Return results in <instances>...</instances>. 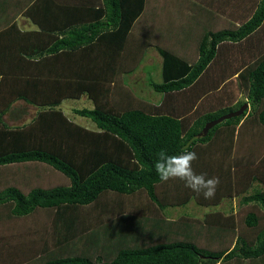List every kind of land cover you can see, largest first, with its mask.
Returning <instances> with one entry per match:
<instances>
[{"label": "trees", "instance_id": "trees-1", "mask_svg": "<svg viewBox=\"0 0 264 264\" xmlns=\"http://www.w3.org/2000/svg\"><path fill=\"white\" fill-rule=\"evenodd\" d=\"M147 1L105 0L97 13L65 30L21 31L14 23L0 32V167L41 163L69 180L27 192L16 184L0 188V224L9 220L18 227L13 237L0 235V264H264V0L178 2V16L188 3L187 10L208 15L209 23L225 19L229 25L204 27L195 60L158 47L162 81H148L162 93L157 103L138 97L124 79L150 45L128 44ZM41 8L42 1L34 0L25 14L37 19L34 11ZM64 55L76 60L77 77L51 73L55 58ZM83 95L94 107L75 112L91 118L97 130L59 108L64 99ZM17 100L38 111L28 123L12 126L4 115ZM244 104V113L203 134L207 122ZM181 148L196 152L197 173L219 179L213 198L178 179L160 181L156 153ZM134 195H145L155 211L133 208L128 198ZM242 195L250 203L242 212L179 218L174 224L191 222L181 227L182 237L169 235L179 229L172 230V221L155 218L192 199L215 207ZM195 222L216 227L215 236L229 243L218 250L201 246ZM105 229L135 242L118 239L110 244L111 256L94 254Z\"/></svg>", "mask_w": 264, "mask_h": 264}, {"label": "rangeland", "instance_id": "rangeland-1", "mask_svg": "<svg viewBox=\"0 0 264 264\" xmlns=\"http://www.w3.org/2000/svg\"><path fill=\"white\" fill-rule=\"evenodd\" d=\"M160 1L161 0H150L147 11L143 13V15L139 18L136 25L137 27L140 24L139 27L142 28V31L139 30L137 32L138 35L144 33L146 35L145 37L155 39V41L147 46L146 51L143 55L144 60L139 70L131 77L130 75L124 76L126 83L135 91V94L138 97L154 103H157L162 99V93L154 91L148 85V81L151 79L157 82L162 81L160 62L162 55L160 54L158 47L169 49L173 52L180 53L187 59L195 60L198 57V45L200 37L203 34L204 27L206 25H209L211 27L213 26V28H221L229 25L225 19H219L218 21L215 20V22L211 21L210 24V19L207 17L208 15L206 16L205 14L199 13L197 11H193L194 13H192L191 11L186 10V6L184 8L182 7V15L178 16L177 13L181 9H179L175 5V0H163L162 2ZM154 2H156L157 5L149 12V8L154 5ZM196 16L198 18H196ZM156 51L160 54L161 57ZM151 54L154 56V59L152 61L150 60ZM92 106V102L83 97L80 100H65L61 105V108L65 113H67V115L70 116V118H73L77 123H81V125L83 126L88 125L91 127H95V124L91 120V118L80 116L71 111L72 108H91ZM68 181L69 180L65 175L53 169L52 167L41 163L25 162L7 165V167L3 166L2 168L0 167V188L16 184L22 186L21 188L27 192L33 186L38 185L40 187H52L55 185L66 184L68 183ZM235 206H238V198L235 205H232V207ZM223 207L227 210V205L224 204ZM218 208L222 209L221 207ZM210 209L212 208L196 205L195 203H189L185 206L170 208L169 211L166 209L165 213L167 212L170 219H175L177 216H180L191 217L192 219L199 218L200 220H202L203 215L209 212ZM215 209L216 208L213 207L212 210ZM1 210H3L2 207L0 208V211ZM185 222L188 221L179 220L178 233L174 231L170 232L169 235L173 238L177 237L178 235L182 237L183 233L181 227L187 224ZM195 223L198 225L197 222ZM193 226L195 227L193 229L197 234H199V232H197L196 230V227H201V225L195 226L194 224ZM203 229H198V231H203ZM172 230H174V228H172ZM209 230H212V232L207 231V233H209L210 235H215L218 231L215 228H210ZM115 231L105 229L102 231V233H99L97 237L101 242L95 246V249L90 251L94 252V254L107 257L111 256L109 255V249L111 248L110 244L113 242L116 243L117 241H119L118 239H123L124 243L126 244H133L135 242L134 239L132 240L133 242H131V240H129V237L121 236V234L119 235V231L118 233H116ZM17 232L18 227L12 221L3 220V224H0V235L9 237V235L11 234V236L13 237ZM201 237L202 240H204L203 238H205L203 242L208 240V236L206 235H203ZM26 238H28V235L23 239L26 240ZM126 238L128 239V241H126ZM21 239L22 237H19L16 238L15 241L17 243H20L22 242L20 241ZM141 241H143L144 244H149V240L141 239ZM229 241L230 238L228 237H216L212 240L209 237V240L207 241L208 246L206 248H217V250L222 249L223 247H226ZM203 242H200V244L204 245ZM50 246L55 247L53 246V244H51ZM125 247H127V245H125ZM53 249L54 248H52V250ZM77 251L81 252L82 250ZM33 263L35 264L36 262L33 261Z\"/></svg>", "mask_w": 264, "mask_h": 264}, {"label": "crops", "instance_id": "crops-1", "mask_svg": "<svg viewBox=\"0 0 264 264\" xmlns=\"http://www.w3.org/2000/svg\"><path fill=\"white\" fill-rule=\"evenodd\" d=\"M41 1H42V8L34 11L35 16L37 18V19H35V18H32V17L25 14L26 7L30 6L31 3H34V0H0V32L3 33V31L5 29L7 30V28H11L14 25V23H16L17 27L21 31H31L32 32V31H39L42 28L52 29V30H65V28L76 25L74 23H77V22L83 20V18H86L88 15L93 14V13H97L96 9L98 8V6H103L105 3V0H41ZM149 1L150 0L147 1L145 12L147 11V9L149 7ZM162 1L163 0H161L160 2H162ZM175 1H176L175 5L178 7L177 3L181 2V0H175ZM156 5H157V3L154 2V5L151 8H149V12ZM188 5L189 4L186 3L185 5H183V8L186 6V10H187L189 7ZM94 8H95V10H94ZM191 12L194 13L193 11H191ZM139 25L137 27L135 26L133 29V33H132L130 41L128 43L129 49H133L135 46H139L143 43L144 44L145 43L146 44H148V43L152 44L153 41H155V39H150L148 37H145L146 35L144 33H141L138 35L137 32L139 30L142 31V28H140ZM47 38L52 40L51 43L55 41V39L53 40L52 38H49V36H47ZM6 41L13 42V40L9 37L6 39ZM49 42H50V40L48 41V43ZM145 51H146V49H144L143 53H145ZM159 56H160V54H159ZM57 57H60L59 58L60 60H62L65 57V60L60 61V60H56V58H55V62L53 63V66H51L52 70H53V68H55V69L53 71H51V73L53 74L54 72H62L63 71L62 73H64V75H66V76L77 77L78 70L80 68H78V66L76 65V60L73 59V62H72V58L68 57L67 55H64V57L63 56H57ZM150 58H151L150 60L152 61L154 59V56L151 54ZM143 60H144V57L142 59V62H143ZM160 62H161V70H162L163 58H161ZM141 64L133 73L130 74V77L139 70V68L141 67ZM62 67H64V68L62 69ZM133 80H135V79H133ZM83 97L85 99L89 100L90 102H92L85 95H83L80 98L64 99L60 103L59 108L68 117L69 115H67V113H65L64 110L61 108V105L63 104V102L65 100H71V99L80 100ZM93 107H94V105L91 108H93ZM84 108H86V107H84ZM76 109H82V108H72L71 111L73 113L77 114L75 112ZM37 111H38V109L36 106L28 104L23 100H17L16 102H14L12 104L11 110L4 115V119L12 126H18V125L20 126V125L26 124L29 121H31L36 116ZM83 117H85V116H83ZM68 118L70 120H72L73 122H75L76 124L81 125V123H77L73 118H70V116ZM94 124H95V122H94ZM81 126H83V125H81ZM83 127L91 129V130H97L98 129L96 124H95V127H91L88 125H84ZM259 187H262V186L259 185ZM250 194H251V192H249L247 194V196ZM245 196L246 195H242L240 197H234V198H226L220 205L215 206L214 208H216L215 210H219L218 207H221L222 209H220V210H222L223 212H225L227 214H230V213L235 214L238 211L242 212L243 209H246L247 206L250 204V203H247V204L243 203V197H245ZM237 198H238V206L232 207V205H235ZM128 200L132 203L131 206H133V208H135L137 205V209L143 207L142 209L144 210V208L149 206L152 209V211H155V207L149 202L148 198L145 195H143L141 198H139L136 195L130 196L128 198ZM189 203H195L196 205H199V204H197L195 199H192ZM189 203H187V204H189ZM148 204H150V205H148ZM224 204L227 205V210H226V208L223 207ZM200 206H202V205H200ZM204 207L213 209V206L212 207L204 206ZM170 208H175V207H168L167 210L169 211ZM212 209H210L209 212L215 211ZM165 211H166V209L164 211H161V214L159 216H156L155 218H161V219H166L168 221H172L173 228H175V229L178 228L179 225H176L174 223L181 217L177 216L175 219H170L168 217L167 212L165 213ZM209 212H207V213H209ZM207 213H205L203 215L202 219L204 218V216ZM137 216L139 218H142V219H144V218L146 219L148 217H151L150 214L141 215V213H139V215H137ZM117 219H119V218H117ZM149 223H151V221H149ZM133 225H134V223H133ZM198 225H201V227H196L197 232H199V234H197L198 242L200 241V239L202 238L201 236H203V235L208 236V240H209V237L211 238V240L216 238V236H215L216 234L210 235L209 233H207V231L212 232V230H209L211 227H207V225H204L203 223H198ZM198 225L195 224V226H198ZM114 226H115V224H114ZM129 227H131V226H129ZM214 228L216 230H218L216 227H214ZM198 229H203V231H198ZM203 239L205 240V238H203ZM204 240L201 239L200 242H203ZM207 241L203 242L204 245H201L200 242H199V244L203 247H207L208 246ZM231 263L236 264L235 260H234V262H231ZM217 264H220V263H217Z\"/></svg>", "mask_w": 264, "mask_h": 264}, {"label": "clouds", "instance_id": "clouds-1", "mask_svg": "<svg viewBox=\"0 0 264 264\" xmlns=\"http://www.w3.org/2000/svg\"><path fill=\"white\" fill-rule=\"evenodd\" d=\"M196 159V152L184 148L175 154L160 150L155 155L153 167L160 181L178 179L185 188L197 195L202 194L204 199H211L215 195L219 179L209 177L206 173H197L192 166Z\"/></svg>", "mask_w": 264, "mask_h": 264}, {"label": "water", "instance_id": "water-1", "mask_svg": "<svg viewBox=\"0 0 264 264\" xmlns=\"http://www.w3.org/2000/svg\"><path fill=\"white\" fill-rule=\"evenodd\" d=\"M247 107H248V104H244L243 106H241V108H239L236 111L221 115L219 118L207 122L205 127L203 128V134H206L212 127H214L218 123H220L226 119H230L232 117L241 115L242 113H244V111Z\"/></svg>", "mask_w": 264, "mask_h": 264}]
</instances>
